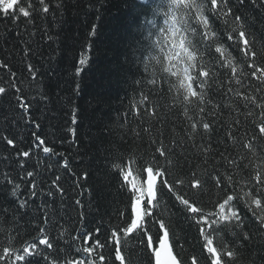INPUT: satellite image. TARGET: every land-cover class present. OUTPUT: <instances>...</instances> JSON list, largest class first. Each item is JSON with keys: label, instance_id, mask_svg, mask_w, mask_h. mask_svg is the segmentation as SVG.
<instances>
[{"label": "trees", "instance_id": "trees-1", "mask_svg": "<svg viewBox=\"0 0 264 264\" xmlns=\"http://www.w3.org/2000/svg\"><path fill=\"white\" fill-rule=\"evenodd\" d=\"M159 2L44 0L42 5L40 0H22L25 7L32 5L30 17L21 16L15 22L0 17V87L5 88L0 94V225L6 229L0 232V254L5 247H26L38 236L37 229L43 228L53 244L52 249H46L47 264H66V256L89 264L87 253L75 251L86 246L81 238L84 232L92 233L105 245L99 249L105 254L104 264H119L114 260L112 244L106 241L113 227L124 226L130 193L122 187L114 165L122 167L133 155L137 163L151 160L158 155L155 148L161 143L174 148L169 159L178 163L170 182L182 178L187 183L193 171L203 180L215 169L234 175L241 196L249 191L247 179H241L243 170L229 167L228 160L235 158L250 169L264 166V140H252L264 121V108L249 104L246 109L240 102L231 104L230 110L222 107L214 117H208L209 122H215L214 133L189 139L183 105L166 91V83L162 85L160 66L153 61L149 72H144L140 63L142 54L145 61L155 54L145 39L152 29L149 21L155 19L164 26L165 18L154 15ZM45 5L47 12L43 11ZM227 6L232 10L230 16H209L219 43L227 48L237 68L235 77L230 69H222L221 80L230 81L228 86L234 91L255 96L257 103L264 104V82L253 77L254 69L248 67L254 63L264 68V0H228ZM236 16L251 51L257 53L254 58L241 53L242 44L227 39ZM82 57L88 63L76 75ZM152 79L155 84L149 82ZM237 79L240 84H236ZM17 98L28 105L27 111ZM214 99L219 101L220 97ZM225 101L230 103L227 97ZM153 111L155 116L150 114ZM189 115L199 118L194 109ZM37 124L39 127H35ZM36 136L44 140L43 145L37 147ZM9 139L13 145L7 144ZM249 140L254 145L251 152L243 147ZM201 145L209 147L207 156L199 154ZM43 147L52 148L55 154L44 153ZM24 151L29 152L28 157L21 155ZM159 163L167 166L164 157ZM27 171L34 176L27 177ZM57 176L60 179L53 185ZM33 180L37 185L35 198L29 192ZM14 184H20L15 197L11 194ZM61 186L63 194L53 191ZM49 191H53L52 196L47 195ZM177 191L191 196L188 188L178 187ZM218 195L209 183L198 198L211 210ZM22 200L28 202L24 207L20 206ZM76 200L81 201L82 208ZM181 208L171 194L162 196L159 211L174 234L173 251L183 264H190L192 256L204 264L206 253L202 252L198 226ZM121 210L125 211L123 219L119 217ZM240 212L245 223L237 231L246 233L248 239L225 232L216 243L227 242L230 249H235L239 254L237 264H264V225L243 203ZM96 228L100 229L98 235ZM156 231V227L151 228L154 239ZM121 251L126 264H153L150 251L138 240L122 238ZM91 260L100 264L95 254ZM7 264L24 262L13 258ZM40 264L45 261L40 260Z\"/></svg>", "mask_w": 264, "mask_h": 264}, {"label": "snow or ice", "instance_id": "snow-or-ice-1", "mask_svg": "<svg viewBox=\"0 0 264 264\" xmlns=\"http://www.w3.org/2000/svg\"><path fill=\"white\" fill-rule=\"evenodd\" d=\"M27 3V0H24ZM22 0H0V17L10 19L13 22L21 16L30 17L32 12L29 10L32 5L24 6ZM43 5L44 0H40ZM228 0H160L154 9L155 16H163L164 26L156 23L155 19L149 21L152 29L148 30L145 37L149 41L148 47L155 53L151 55L147 61L140 58L144 72H149L153 61L160 66V72L164 76L163 83L167 84V92L173 93V100L183 105V115L189 121L188 137L194 140L196 135L202 138L210 136L215 131V122H209L208 117H214L223 107L231 109V104L237 102L243 103L247 109L249 104L257 108H264V104L257 103L255 96L246 95L239 91H234L228 86L230 81L221 80L222 69H230L233 77L237 73L234 66L233 58L228 53L227 48L219 43L220 37L213 31L209 16L217 18L228 17L231 15V8H228ZM166 9V10H165ZM43 11L47 12L45 5ZM240 17H234L232 27L230 28L227 39L234 43L242 44L241 53L245 57L254 58L257 53L251 51L249 39L243 30V24L237 23ZM229 21L225 19V24ZM233 34H235V39ZM158 50V51H157ZM88 61L85 58L79 59V67L76 69V75H80L83 67ZM249 68L254 69L251 73L253 77L264 82V68L256 67L254 63L248 64ZM32 65H29V69ZM257 73L260 75L257 76ZM155 76V73H151ZM141 81H136L140 83ZM156 83L155 79L149 81ZM240 80H236V84H240ZM19 91V89H17ZM209 92H213V96H209ZM5 93V88L0 87V94ZM219 96L220 100L215 101L214 97ZM225 97L229 102L225 101ZM233 97L237 99H233ZM145 99H147L145 97ZM20 107L25 111L28 105L21 102L17 98ZM211 110H208V106ZM190 109H194L198 119L189 115ZM155 116V111L150 113ZM251 115V113H249ZM73 124L76 123L75 116ZM39 127V125H35ZM74 132V130H73ZM252 140H264V121L258 125V132L252 137ZM252 140L243 143V147L248 151L254 150ZM37 147L44 144V140L36 136ZM155 143V142H153ZM235 143V141H234ZM242 143V142H241ZM8 145H13V140H7ZM195 147L196 145L193 144ZM42 151L46 154H55L50 147H43ZM173 147H166L162 143L155 148V153L151 160H143L137 163L135 156H130L124 161L123 166L114 165L120 172L122 187L130 193L127 204V218L124 226L113 227L111 229L110 238L106 243L112 244V251L115 253L114 260L119 264H126L125 255L121 251L122 238L138 240L144 244L150 251L153 264H183L178 258V254L173 251V235L170 233L169 225L165 219L161 218L160 201L163 195L171 194L174 203L182 206L181 210L185 217L190 219L198 226L199 237L202 239V252L206 253L203 257L204 264H237L239 254L235 249H230L228 243H222L219 246L216 243L217 238L222 239V234L230 232L232 235L248 239L246 233L238 232L243 229L245 219L241 216L240 205L243 203L256 217L262 225H264V166H257L250 169L239 162L235 158L228 160V166L237 170H243L244 176L241 179H247L250 185L249 191L241 196L237 191L236 185L239 183L234 179V175L220 173L214 169V174L209 173L205 179L197 178V173L193 171L187 180L176 178L170 182L174 169L178 167V163L169 159V154L173 153ZM264 151V147L261 148ZM199 154L207 156L209 147L201 145ZM23 157H28L29 152L21 153ZM164 157L167 166L159 163V158ZM23 168V165H21ZM67 167V162H65ZM138 169V171H137ZM136 172L135 178L133 174ZM27 177H33L31 171L26 172ZM87 178V174H84ZM60 177L57 176L52 184L55 185ZM211 183L212 187L218 190L216 201L211 205V210L202 206L200 197L206 190V186ZM188 188L191 190V196L188 192L181 194L177 188ZM37 185L34 180L31 182L29 189L30 196L37 197ZM20 190V184H14L12 196H17ZM59 194H63L64 189L59 187L54 189ZM53 191L48 192V196L53 195ZM27 201H20V206H26ZM75 204L80 206V200H76ZM44 207V205H41ZM119 217H125V211L119 212ZM81 219L83 214L81 213ZM47 222V221H45ZM156 227L155 239L151 232V228ZM6 231L0 225V232ZM38 236L31 242H27V246L19 250L9 246L3 249L0 254V262H7L14 258L15 261L24 262V264H40V260H44L47 264L46 249H52L53 244L50 242L49 236L45 234L43 228H38ZM95 234L100 233V229H94ZM86 246L82 249L77 247L76 253L88 254L89 264H96L91 260L93 254L97 255L100 264H104L105 254H100L99 249L105 245L99 239H95L92 233L84 232L81 234ZM89 241L91 244L89 245ZM12 241H9L11 245ZM235 244V241H232ZM43 246V247H41ZM71 249V245L68 246ZM182 248V245H178ZM34 257L40 258L33 259ZM66 264H84L83 259H68L65 257ZM190 264H201V259L196 256L191 257Z\"/></svg>", "mask_w": 264, "mask_h": 264}]
</instances>
